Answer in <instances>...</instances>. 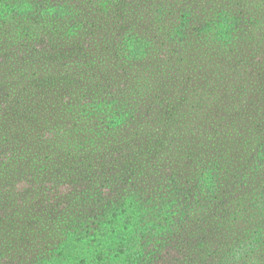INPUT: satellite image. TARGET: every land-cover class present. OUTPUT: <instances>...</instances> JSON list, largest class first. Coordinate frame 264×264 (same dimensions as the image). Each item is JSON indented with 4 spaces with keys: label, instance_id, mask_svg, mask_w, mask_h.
Masks as SVG:
<instances>
[{
    "label": "trees",
    "instance_id": "obj_1",
    "mask_svg": "<svg viewBox=\"0 0 264 264\" xmlns=\"http://www.w3.org/2000/svg\"><path fill=\"white\" fill-rule=\"evenodd\" d=\"M15 1V10L0 22L12 25L8 20L26 14ZM210 3L214 6L206 10L205 0H153L155 8L147 6L151 14L169 17V26L155 34L161 42L152 40L149 30L136 34L126 27L118 38L123 45L118 62L144 64L146 56L164 44L171 56L162 55L161 63L191 55L208 56L223 68L240 65L236 89L225 90L220 104L216 99L209 107H199L205 119H196L195 126L179 137L160 140L149 149L138 145L137 154L115 156L113 162L120 163L122 171L101 167L90 178L86 174L77 205L60 206L48 223L50 230L55 226L58 243L40 264H264V71H254L259 66L252 63H264V0ZM67 8L60 4L51 18L73 32L77 25L67 18ZM170 68L178 70L173 64ZM140 73V83H146L147 72ZM36 79L43 82L34 91L48 95L47 87H60L65 92L62 99L86 105L98 114L95 120L109 127L128 112V90L114 75L90 86L98 88L97 97L79 93L88 103L70 101L74 78L67 72ZM75 82L83 84L81 79ZM214 89L200 96L202 102ZM14 131L11 147L1 152L4 161L12 154H26L19 143L28 136H21L18 128ZM163 144L169 154L156 153ZM97 164L102 165L100 160ZM19 194V202L32 200L23 190Z\"/></svg>",
    "mask_w": 264,
    "mask_h": 264
},
{
    "label": "rangeland",
    "instance_id": "obj_2",
    "mask_svg": "<svg viewBox=\"0 0 264 264\" xmlns=\"http://www.w3.org/2000/svg\"><path fill=\"white\" fill-rule=\"evenodd\" d=\"M209 1L205 0L206 10L214 6ZM15 2L0 0V18L10 16ZM18 3L26 14L8 20L12 25L0 22V157L17 136L14 128L28 138L19 143L24 144L19 150L26 154L0 159V264H40L42 256L52 254L58 243V235L52 230L55 226L50 230L48 223L60 212V206L69 202L77 205V192L85 186L86 174L90 178L101 167L122 171L123 166L113 162L115 156L137 154L136 146L141 144L146 149L155 147L160 140L179 137L195 126L196 119L204 120L198 108L209 107L216 99L220 104L225 90L233 92L241 66L223 68L208 56L191 55L180 62L173 56L169 63H161L171 56L163 43L153 55L146 56L144 64L118 62L123 48L118 38L126 27L136 34L149 30L152 40L158 45L161 42L155 34L169 26V17L151 14L147 6L155 8L153 0ZM62 3L68 6L67 18L76 22L73 32H66L51 18ZM162 55L164 58L159 59ZM252 63L259 66L254 71L261 69L263 73L264 63ZM171 64L179 71L171 69ZM66 72L74 78L70 101L80 99L82 103L88 101L80 92L97 97L98 88L90 86L114 75L117 84L128 90L130 105L124 119L112 128L103 120H95L98 114L86 105L75 106L62 99L65 92L60 87H47L48 95L34 91L35 85L43 82L36 78L53 79ZM140 72H147L146 83H140ZM75 79L83 80V84ZM212 87L210 99L202 102L200 96ZM113 88L111 84L108 91ZM105 99L109 100L110 94ZM35 143H39L36 149ZM156 153L169 154L170 149L163 144ZM99 160L104 166L97 164ZM20 190L32 200L19 202Z\"/></svg>",
    "mask_w": 264,
    "mask_h": 264
}]
</instances>
